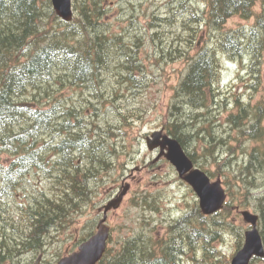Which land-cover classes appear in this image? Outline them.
<instances>
[{
  "label": "trees",
  "instance_id": "trees-1",
  "mask_svg": "<svg viewBox=\"0 0 264 264\" xmlns=\"http://www.w3.org/2000/svg\"><path fill=\"white\" fill-rule=\"evenodd\" d=\"M80 1L74 0V7L83 18L76 15L63 26V22L49 26L48 22L44 24L45 17L48 18L45 7H52L51 0H0V155L9 154L7 162L0 161V264L23 263L21 253L41 248L43 236L53 228L62 227L66 217L80 206L81 200L88 201L89 182L101 168L108 166L104 146L88 135L91 130L82 125L81 120L71 122L70 108L54 102L51 106L48 99L45 104L36 94L50 85L53 73L60 68L66 71L65 76L71 83L93 87L101 93L100 75L104 67L109 68L116 60L112 59V52L120 54V46L124 48L129 64L123 62L128 71L122 72L121 82L137 79V89L142 84V77L135 74L139 65L132 45L125 44L120 35L99 29L102 25L100 0ZM203 1L205 8L201 9L200 16L196 12L191 15L199 18L208 27V34H215V38L208 37L210 43L201 46L194 55L187 50L179 52L190 63L174 88L175 102L171 111H175L176 128H168L184 147L195 137L199 138L196 122L204 115L202 110H210L218 100L223 56L245 64V57L249 55L251 63L248 68L253 63V78L257 79L256 64L264 60V0ZM259 1L262 6L257 11L255 7ZM50 12L53 22L59 19L54 9ZM234 15L246 19L254 17L255 21L225 31L224 24ZM192 35L191 41L185 38L187 44L196 39V34ZM57 99L61 102L60 98ZM58 107L68 113L63 125L57 121ZM263 119L262 104L253 110L237 96L236 110L229 116V121L238 129L237 140L242 143L251 137L263 141L250 151V159L242 166L244 173L241 174L263 168ZM57 125L62 126L64 137L50 146L55 139L51 131ZM207 129L201 124V130ZM50 150L55 151L56 159L48 156ZM189 155L198 162L193 152L189 151ZM218 165L221 166L220 161ZM31 170L48 177L55 175L57 190L53 197L41 191L32 194L30 202L18 203L15 193ZM228 191V202L215 214L205 215L194 206L169 224L167 237L131 236L117 251L108 248L98 264H184L188 254L193 264H231V257L215 242L222 240L224 233L234 226L229 219L231 209L236 205L243 207L245 202L235 204L232 190ZM6 228H11V233ZM261 233L264 240V214ZM198 249H202V254L197 255ZM252 264H264V257L254 258Z\"/></svg>",
  "mask_w": 264,
  "mask_h": 264
},
{
  "label": "rangeland",
  "instance_id": "rangeland-1",
  "mask_svg": "<svg viewBox=\"0 0 264 264\" xmlns=\"http://www.w3.org/2000/svg\"><path fill=\"white\" fill-rule=\"evenodd\" d=\"M100 2L102 25L99 29L120 35L125 44L132 45L136 51L133 55L139 65L135 74L142 77V84L137 89V79L121 82L122 72L127 70L123 62L127 66L129 64L124 48L120 46V54L118 51L112 52V59L116 60L110 63L109 68L104 67L100 75L98 82H102L101 93H97L93 87L81 86L73 81L71 83L65 76L66 71L60 68L53 73L50 85L36 94L43 103L48 99L51 106H54V102L70 108L71 122L74 124L81 120V124L91 130L88 135L98 145L104 146L108 166L101 168L91 179L89 201L71 212L62 227L53 228L44 235L41 248L21 253L23 263L20 264H57L60 257L75 250L85 237L96 230L103 215L99 208L127 184H130V188L121 205L108 213L107 223L111 226L108 247L112 251H117L124 240L134 235L167 237L169 224L194 206L199 207L196 193L179 177L176 168L165 158L154 161L157 152L148 148L146 138L161 128L168 132V128H176L173 118L175 111H171L175 102L174 88L186 74L190 63L179 52L187 50L194 55L201 46L210 43L208 37L215 38V34H208V27L199 18L191 15L196 12L200 16L201 9L205 8V1ZM261 6L259 1L256 10L259 11ZM51 9L53 7H45L48 18L45 17L44 24L48 22L49 26L53 23L58 26L63 22V26L65 21L60 16L53 22ZM74 14L83 18L78 9H74ZM254 21V17L246 19L234 15L226 21L224 30L252 24ZM196 27L197 31L194 32ZM213 29L216 30L214 27ZM192 34H196V39L188 45L185 38L191 41ZM177 47L181 49L177 51ZM222 63L221 79L217 86L220 91L218 100L209 112L202 110L204 115L196 122L199 138L195 137L185 147L188 152L195 154L200 167L210 172L214 179L221 178L227 190H232L235 204L244 201L242 209L259 214V228H262L264 162L261 171L255 170L247 174H243L242 166L249 161L253 147L263 144V141L251 137L244 139L242 143L238 141V129L229 121V116L236 110L237 96L253 110L260 104L264 106V60L256 64L258 79L253 78V63L248 68L251 63L249 55L245 57V64L224 56ZM187 108L190 109L188 106ZM58 111L57 121L63 125L68 113L65 114L59 107ZM123 114L126 116L123 117ZM201 124L208 127L207 131L201 130ZM61 125L51 131L55 141L50 146L64 137ZM261 125L264 126V119ZM52 135L50 134V138ZM7 156L8 153L0 155V161L7 162ZM48 156L52 159L57 157L54 150H50ZM218 161L221 162L220 167ZM18 187V192L15 193V201L18 203L32 200V194L41 191L53 197L57 189L52 175L48 177L33 170L22 179ZM9 200L14 202L12 198ZM229 219L234 222V226L215 245L232 257L239 249V239L244 238V232L251 225L235 207L231 209ZM199 254H202V249H198L197 255ZM184 264H193L191 255L185 256Z\"/></svg>",
  "mask_w": 264,
  "mask_h": 264
},
{
  "label": "water",
  "instance_id": "water-1",
  "mask_svg": "<svg viewBox=\"0 0 264 264\" xmlns=\"http://www.w3.org/2000/svg\"><path fill=\"white\" fill-rule=\"evenodd\" d=\"M51 1L55 11L62 19L72 20L74 15L72 0ZM147 141L150 149L160 146V156L165 155L176 167L181 178L192 186L204 214H213L224 206L227 192L221 179L212 180L205 170L195 166L193 159L177 138L164 133L163 130H157L153 132L152 137H148ZM129 187L130 184H127L116 198L111 199L104 206V217L98 223L97 231L82 242L76 251L62 257L58 264H97L102 259L110 236V226L106 223L107 213L110 209L120 206ZM240 212L244 220L252 225V228L246 231L244 245L233 256L231 263L250 264L254 256H264V243L257 226L259 216L248 209Z\"/></svg>",
  "mask_w": 264,
  "mask_h": 264
},
{
  "label": "bare ground",
  "instance_id": "bare-ground-1",
  "mask_svg": "<svg viewBox=\"0 0 264 264\" xmlns=\"http://www.w3.org/2000/svg\"><path fill=\"white\" fill-rule=\"evenodd\" d=\"M92 55V54H91ZM1 180V179H0Z\"/></svg>",
  "mask_w": 264,
  "mask_h": 264
}]
</instances>
